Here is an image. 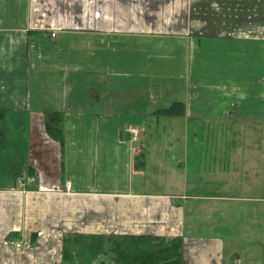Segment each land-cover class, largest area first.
<instances>
[{
  "label": "crops",
  "instance_id": "1",
  "mask_svg": "<svg viewBox=\"0 0 264 264\" xmlns=\"http://www.w3.org/2000/svg\"><path fill=\"white\" fill-rule=\"evenodd\" d=\"M0 113V264H62L75 235L181 238L184 264H227L192 223L236 206L264 246L263 147L189 145L264 124V0H0Z\"/></svg>",
  "mask_w": 264,
  "mask_h": 264
},
{
  "label": "trees",
  "instance_id": "2",
  "mask_svg": "<svg viewBox=\"0 0 264 264\" xmlns=\"http://www.w3.org/2000/svg\"><path fill=\"white\" fill-rule=\"evenodd\" d=\"M81 83H84L80 80ZM74 82V101L80 98L85 87ZM86 86V85H85ZM84 95V94H83ZM184 106L175 103L167 109L158 110L160 117H182ZM5 114L0 113V138ZM45 133L61 147L64 146V116L48 113L44 116ZM137 168L145 165L144 154L136 158ZM62 264H184L183 240L148 236H85L66 237L63 242Z\"/></svg>",
  "mask_w": 264,
  "mask_h": 264
},
{
  "label": "rangeland",
  "instance_id": "3",
  "mask_svg": "<svg viewBox=\"0 0 264 264\" xmlns=\"http://www.w3.org/2000/svg\"><path fill=\"white\" fill-rule=\"evenodd\" d=\"M248 16L249 21H254V12ZM162 106L159 105L157 108ZM135 128L140 130V127L135 126ZM209 129V131L199 130V134L203 137L205 135V138L199 137L198 143L194 145L190 142V147L199 151H205L207 150L206 148L211 149L212 146H215L213 149L221 151L234 150L235 148L254 151L258 146H262L264 151V124L256 126L255 124L245 125L243 123L240 125L229 122L226 125H216L214 129L213 127ZM206 135H210L209 142ZM182 143L175 142L174 144L180 146ZM138 144L145 146V140L139 139L136 146ZM234 208L235 212L230 215L233 220L228 219L229 215L226 213L227 217H224V219H227L226 221L221 217L214 219L212 217L214 213L211 212L213 210L208 209L207 213H202L201 217L195 223H192L194 227H198L196 229L193 228V230L203 236H209L212 234L211 232H214V234L219 233L225 244V260L227 264H264V246L260 242L247 238L245 233H249L250 224L247 225L246 222L250 221L244 220L240 213L242 209L239 206ZM215 216H218V214H215Z\"/></svg>",
  "mask_w": 264,
  "mask_h": 264
},
{
  "label": "built area",
  "instance_id": "4",
  "mask_svg": "<svg viewBox=\"0 0 264 264\" xmlns=\"http://www.w3.org/2000/svg\"><path fill=\"white\" fill-rule=\"evenodd\" d=\"M129 135L131 136L132 142H135L140 136V131L131 127L129 129ZM29 181L32 183L35 181V178L29 179ZM9 245L16 251L23 249V244L13 239L9 241Z\"/></svg>",
  "mask_w": 264,
  "mask_h": 264
}]
</instances>
